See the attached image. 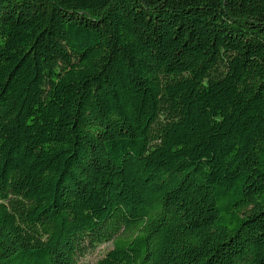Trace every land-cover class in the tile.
<instances>
[{
    "label": "trees",
    "instance_id": "trees-1",
    "mask_svg": "<svg viewBox=\"0 0 264 264\" xmlns=\"http://www.w3.org/2000/svg\"><path fill=\"white\" fill-rule=\"evenodd\" d=\"M264 264V0H0V264Z\"/></svg>",
    "mask_w": 264,
    "mask_h": 264
},
{
    "label": "rangeland",
    "instance_id": "rangeland-1",
    "mask_svg": "<svg viewBox=\"0 0 264 264\" xmlns=\"http://www.w3.org/2000/svg\"><path fill=\"white\" fill-rule=\"evenodd\" d=\"M109 249V244H103L79 259L78 264H95Z\"/></svg>",
    "mask_w": 264,
    "mask_h": 264
}]
</instances>
